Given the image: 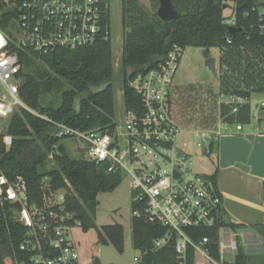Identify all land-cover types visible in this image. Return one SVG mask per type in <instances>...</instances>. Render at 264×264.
Wrapping results in <instances>:
<instances>
[{"label":"trees","instance_id":"16d2710c","mask_svg":"<svg viewBox=\"0 0 264 264\" xmlns=\"http://www.w3.org/2000/svg\"><path fill=\"white\" fill-rule=\"evenodd\" d=\"M106 0H104L105 2ZM229 0H172L177 11L171 21L158 16L160 0H120L123 26L121 53V88L126 110L143 111L142 97L130 85L139 74L164 63L175 46L183 52L187 47H201L206 57L212 48H221L222 70L219 81L223 93L229 97L250 98L252 92H264V12L259 0H235V20L228 23L225 9ZM3 5L0 3V11ZM111 29L110 12L105 25ZM2 27L4 26L3 23ZM234 27V31L230 27ZM22 63L19 72L20 97L32 109L49 119L36 116L25 109L16 111L9 119L8 133L13 144L6 149L0 143V170L10 178L22 176L28 185L30 201L41 203V180L49 178L53 190L66 188V211L75 213L84 231L95 227L93 210L101 192L111 191L120 183V173H107L84 157L72 158L63 139L54 136L53 122L89 131H112L115 120L114 64L111 39H99L90 47L60 48L47 54L19 50ZM51 95L57 105L41 104V98ZM238 106L236 113L233 107ZM233 107L222 105L225 124H245L252 120L249 102ZM259 122L264 118L258 117ZM58 150L54 152V148ZM214 143L207 155L215 156ZM216 159V158H215ZM218 168L206 173L222 200L219 221L210 227L186 228L194 240L207 236L205 247L211 258L221 261L220 229L237 230L244 224L236 223L225 210L218 186ZM264 197V180L262 183ZM134 207V204H133ZM73 223V221H72ZM28 228L19 220L17 205L0 202V264L6 255L17 264H38L34 258L38 250L22 249ZM168 229L133 216L131 240L141 252L137 264H196L194 248L189 247L181 257L175 249L176 235L161 247L157 240ZM100 241L111 243L119 252L125 246L124 227L121 224L105 226L99 231ZM225 243V242H224ZM238 252L233 262L223 264H250V256L237 240ZM226 248L225 246L223 247ZM43 252L54 250L43 244ZM95 264H100L94 259Z\"/></svg>","mask_w":264,"mask_h":264},{"label":"built area","instance_id":"2783aa9c","mask_svg":"<svg viewBox=\"0 0 264 264\" xmlns=\"http://www.w3.org/2000/svg\"><path fill=\"white\" fill-rule=\"evenodd\" d=\"M0 3L3 5L0 23L4 25H0V143L9 149L13 136L8 133L7 122L16 111L25 109L49 119L20 97L19 50L47 54L60 48L90 47L99 39H111L112 30L105 25L109 9L104 0H0ZM234 20L232 14L227 22ZM181 54V49L175 46L164 63L139 73L130 82L142 97L141 113L125 110L122 122L111 132L85 131L53 122L54 136L79 143L84 157L107 173L130 178L132 191L138 196L133 201V216L168 229L157 240V247L175 234V249L181 257L192 247L196 254L200 252L209 261L223 264L222 254L220 262L211 258L205 247L207 236L196 241L186 232V228L215 225L222 200L205 177L204 166L197 169L194 157L184 149L188 144L180 145L184 132L172 117L171 89ZM234 100L231 97L230 102L241 103ZM237 111L238 106L233 107L232 112ZM236 128L241 130L243 125L237 124ZM257 129L264 133V121ZM220 134V131L197 132L195 137L208 139L211 144ZM41 188V203L30 201L26 180L22 176L10 178L0 170V202L17 205L19 220L28 228L21 248L38 250L34 258L38 264H82L79 244L73 235L76 228H81V221L75 218V213L65 210L66 188L53 190L47 177L42 178ZM43 244L55 253L47 255ZM236 245V241L229 244L231 248ZM224 246L220 240V251Z\"/></svg>","mask_w":264,"mask_h":264},{"label":"rangeland","instance_id":"374dc122","mask_svg":"<svg viewBox=\"0 0 264 264\" xmlns=\"http://www.w3.org/2000/svg\"><path fill=\"white\" fill-rule=\"evenodd\" d=\"M264 1V0H262ZM229 7L225 9V15L230 18L232 16V8L235 0H229ZM111 19V44L114 64V92H115V120L121 123L125 113L123 92L121 88V53L123 46V26L121 20L120 0H106ZM258 3H262L261 0ZM232 7V8H230ZM264 12V3L259 5ZM210 55L215 58L216 71L214 74L205 64V53L201 47H187L181 54L179 67L175 73L172 89V117L176 125L184 132V136L180 141V145L187 143L184 149L192 154L195 160V167L199 169L200 165L204 166L205 173L211 172L215 165V156L204 153L205 147L210 144L208 139H197V132H209L214 134L217 132L218 126H230L220 121L219 106L223 102L228 106H235V102H230L231 97L225 96L219 81L221 66L219 62L218 49L212 48ZM55 99V98H54ZM51 95L41 98V104L46 105L48 102L57 105L58 101H54ZM234 101H239L234 97ZM242 104V100H240ZM252 108V120L245 123V129H250L258 125L259 111L264 102V92H252L248 101ZM20 109V108H19ZM9 122H7L8 124ZM236 129V125L232 126ZM220 131L221 133H223ZM67 152L72 158L81 156L80 144L70 139L61 141ZM138 196L134 194L131 187V180L127 175L122 176L120 183L111 191L101 192L97 197V204L93 210V220L95 227L84 231L82 228H76L73 235L76 241L84 249L86 261L89 260L95 264L97 257L101 258L103 264H137L136 256L140 257L141 252L135 250L132 245V218H133V201ZM121 224L124 227L125 246L123 252H119L111 243H103L99 238V231L105 226ZM226 232L232 234L230 228L222 227L220 229V240L225 241ZM196 262L198 264H215L203 257L200 252L196 254ZM226 258H230L226 252ZM5 264H17L11 261L9 255L5 256ZM264 264V262H263Z\"/></svg>","mask_w":264,"mask_h":264},{"label":"crops","instance_id":"0c3cea01","mask_svg":"<svg viewBox=\"0 0 264 264\" xmlns=\"http://www.w3.org/2000/svg\"><path fill=\"white\" fill-rule=\"evenodd\" d=\"M217 49L222 70L220 59L223 50L221 48ZM225 96L228 99L230 98L227 95ZM248 101L249 99L242 98V104ZM227 103L229 102H223L219 106L220 121L223 124L225 123L221 115L222 105ZM262 104L264 105V102ZM234 125L237 126V124H231V127L226 129L225 132L222 131L223 126L219 125L217 132L222 131L223 133L212 141L214 143L213 152L216 165L209 173H213L218 168V186L223 196L224 208L234 222L244 224L236 231L230 228L232 234L226 232L224 236L226 248H221V254L224 261L233 262L238 252V246L231 248L229 244L238 240L245 253L250 256V264H263L264 197L262 195V183L264 180V133L257 129L258 125L250 129H245L243 126L241 130L232 129ZM79 250L82 264L91 263L90 260L86 261V254L80 244ZM226 252L230 258L225 257ZM10 258L11 261H14L12 256ZM97 259L100 264H103L101 258L97 257ZM135 259L138 262L140 257L136 256Z\"/></svg>","mask_w":264,"mask_h":264},{"label":"water","instance_id":"95a60500","mask_svg":"<svg viewBox=\"0 0 264 264\" xmlns=\"http://www.w3.org/2000/svg\"><path fill=\"white\" fill-rule=\"evenodd\" d=\"M177 15V11L173 5L172 0H160V7L158 9V16L164 20V21H171L173 20ZM234 27H230L231 31H234ZM216 61L213 56H209L205 59V64L208 66V68L214 73L217 74L216 71ZM259 117L264 118V105L261 107V110L259 112ZM58 150L57 147L54 148V152Z\"/></svg>","mask_w":264,"mask_h":264}]
</instances>
